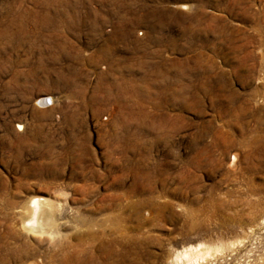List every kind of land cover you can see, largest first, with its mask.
Wrapping results in <instances>:
<instances>
[{
    "label": "rangeland",
    "instance_id": "1",
    "mask_svg": "<svg viewBox=\"0 0 264 264\" xmlns=\"http://www.w3.org/2000/svg\"><path fill=\"white\" fill-rule=\"evenodd\" d=\"M0 264H264V0H0Z\"/></svg>",
    "mask_w": 264,
    "mask_h": 264
},
{
    "label": "bare ground",
    "instance_id": "2",
    "mask_svg": "<svg viewBox=\"0 0 264 264\" xmlns=\"http://www.w3.org/2000/svg\"><path fill=\"white\" fill-rule=\"evenodd\" d=\"M47 204L48 203L42 200H32V203L29 205L28 214H27L28 220L23 227L26 230L31 231L30 233L32 232H35V233L43 232L44 233L45 231L49 230L48 228H50L51 225H53L51 224L52 223L51 222L52 221V213H51L52 209L50 210V206H48L50 204L48 205ZM190 252H191V249L185 251L183 254V256L185 257L187 261H192L196 257H203V253L201 252H198L195 255L190 254Z\"/></svg>",
    "mask_w": 264,
    "mask_h": 264
}]
</instances>
